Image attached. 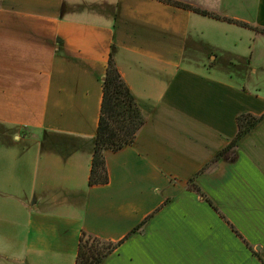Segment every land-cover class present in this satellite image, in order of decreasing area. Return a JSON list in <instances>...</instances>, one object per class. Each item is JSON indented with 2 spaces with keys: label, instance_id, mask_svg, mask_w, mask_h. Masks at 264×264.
<instances>
[{
  "label": "crops",
  "instance_id": "0c3cea01",
  "mask_svg": "<svg viewBox=\"0 0 264 264\" xmlns=\"http://www.w3.org/2000/svg\"><path fill=\"white\" fill-rule=\"evenodd\" d=\"M176 1L223 19L158 0H0V264H76L82 232L118 243L138 227L102 264H264V121L196 179L246 242L189 188L237 116L264 113L241 50L264 45V0ZM207 18L239 46L206 36ZM111 54L146 124L91 186Z\"/></svg>",
  "mask_w": 264,
  "mask_h": 264
},
{
  "label": "trees",
  "instance_id": "16d2710c",
  "mask_svg": "<svg viewBox=\"0 0 264 264\" xmlns=\"http://www.w3.org/2000/svg\"><path fill=\"white\" fill-rule=\"evenodd\" d=\"M158 1L189 10L203 16L223 19L214 12L195 7L185 2L176 0ZM256 30L264 33V29L257 28ZM263 121L264 113L262 115H254L252 113H243L238 115V132L235 138L189 181L190 190L198 194L204 201L210 204V206L215 209L221 218L228 223L233 231L241 239H243L244 242L246 241L243 236L236 230L231 222L226 219L224 214L219 210L212 199H210V197L200 188L196 179L201 175L212 173L216 170L221 160L231 154L234 155L240 141L256 129V127ZM145 124L146 116L138 106L130 88L118 70L113 55L111 54L103 81V102L89 179V184L91 186L106 185L109 182L105 152L108 150L117 152L126 146L132 145ZM149 218L146 219L140 226H144ZM138 229L139 227L134 229L127 237L118 243L104 241L86 232H82L76 264H102L132 234L136 233Z\"/></svg>",
  "mask_w": 264,
  "mask_h": 264
},
{
  "label": "rangeland",
  "instance_id": "374dc122",
  "mask_svg": "<svg viewBox=\"0 0 264 264\" xmlns=\"http://www.w3.org/2000/svg\"><path fill=\"white\" fill-rule=\"evenodd\" d=\"M205 20L204 25L202 26L203 30H205L206 36H210L211 38L217 39V41H222L221 39H227L228 37H232V46H234L235 42L239 46V41H236L235 38L238 37V35H235V33H229L226 30V26H222L220 24H215V22H212V20ZM244 38L246 36H243ZM216 45H219V42H216ZM253 41L248 38L244 42L243 47H241L242 52L246 56H251L252 61L250 63V66L252 70H256V72H251L248 74L249 77H247L244 80V85L252 92L258 91L261 93V95L264 96V45L260 44L261 47H252ZM239 63V62H238ZM238 68L240 70H243L248 72L249 66L246 64H239ZM250 72V71H249Z\"/></svg>",
  "mask_w": 264,
  "mask_h": 264
}]
</instances>
